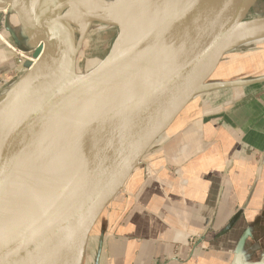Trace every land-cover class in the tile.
Instances as JSON below:
<instances>
[{"label":"water","instance_id":"water-1","mask_svg":"<svg viewBox=\"0 0 264 264\" xmlns=\"http://www.w3.org/2000/svg\"><path fill=\"white\" fill-rule=\"evenodd\" d=\"M254 3L149 0L142 33L134 44L119 47L120 28L103 19L91 18L90 27L77 33L62 9L45 13L44 0H0L36 60L23 63L29 71L12 87L26 95L28 108L14 138L0 148V264L85 263L145 161L206 95L238 85L221 79L244 43L264 38V15L248 16ZM96 28L116 34L97 64L96 111L87 119L92 130L74 147L81 115L78 50ZM74 189L80 200L67 207L66 194ZM257 264H264V256Z\"/></svg>","mask_w":264,"mask_h":264},{"label":"crops","instance_id":"crops-1","mask_svg":"<svg viewBox=\"0 0 264 264\" xmlns=\"http://www.w3.org/2000/svg\"><path fill=\"white\" fill-rule=\"evenodd\" d=\"M7 15L5 32L23 50L14 40H25L14 36ZM4 45L0 73L14 67ZM245 58L232 57L225 72L242 65L221 79L238 85L206 95L132 177L84 264H257L263 258L264 82L248 81L264 77V67Z\"/></svg>","mask_w":264,"mask_h":264},{"label":"rangeland","instance_id":"rangeland-1","mask_svg":"<svg viewBox=\"0 0 264 264\" xmlns=\"http://www.w3.org/2000/svg\"><path fill=\"white\" fill-rule=\"evenodd\" d=\"M102 1L103 0L96 1L97 4L96 6H98V8L100 6V3H102ZM137 1L138 0L130 1L128 2L129 4L126 2H121L118 3L117 6L111 7V9L110 8L109 9L104 8L102 10L100 9V12L96 13V15L94 16V18L103 19L104 21L111 24H115L120 28V36L118 40L119 47H128L129 45H131L132 41L142 33V28H144L146 24L149 22V20H147V17H145L143 22H142V17L140 19L141 21L138 20V17L136 15L137 14L136 12L138 11L136 10L138 8L136 7L138 6ZM115 9L118 10V13ZM145 12L146 11H144V13ZM6 14H8L6 10L5 11L0 10V45L3 46L4 45L3 43H5V45L7 46L6 47L4 45L6 51L10 52L11 61L14 64V67L11 70L6 71L5 73H0V99L5 97V95L9 92V90L13 87V85H15L25 74L28 73L29 70L28 68L23 67V63L26 61H30L32 59L31 57L32 50L29 48L26 42L20 44V47L23 50L17 49V47L12 44L11 37L13 36L12 35L9 36L10 34L5 32L3 26L5 19L4 17H6ZM103 14H105L106 16H103ZM261 15H264V0H255L253 6H251L249 9L248 16L255 17ZM7 21L9 24V28H11L16 33L17 36L23 38L20 29L14 23L13 17H11L10 14L7 15ZM115 34L116 31L114 29L96 28L94 30L87 32V34L85 35V39L80 47V51L76 62L77 71H78L77 74L79 75L81 81H85L86 88L84 91L87 99L91 100L93 102V105L96 103V84L99 78L97 74L98 73L97 64L107 54L112 44V41L115 37ZM234 54H235L234 57H241V59L243 57L244 58L248 57L245 59L246 60L249 59L248 61L254 60L256 61V63H259L261 66L264 67V42L242 46ZM241 63L242 62H238L235 64L232 63L226 70L225 76L227 75L228 72H231L234 66H241L242 65ZM92 108L93 109L89 112L88 117L92 111L93 112L96 111L95 105L92 106ZM86 124L89 125L87 120H86ZM89 126L90 129H92V124H90ZM90 131L87 132V135L90 133Z\"/></svg>","mask_w":264,"mask_h":264},{"label":"bare ground","instance_id":"bare-ground-1","mask_svg":"<svg viewBox=\"0 0 264 264\" xmlns=\"http://www.w3.org/2000/svg\"><path fill=\"white\" fill-rule=\"evenodd\" d=\"M96 1L97 0H44L45 4L43 7V11L45 13H51V12L53 13V12H55V10L57 11L58 9H62L63 20L65 22H67L69 25H71L77 33H83L90 26L89 20L91 18H94L96 13L100 12V9L101 10L104 8H108V9L110 8L111 9V7L117 6L118 3H121V2L128 3V2L133 1V0H103L102 3H100L99 8H98V6H96L97 5ZM124 5H125V3H124ZM137 5L138 6H136V7H138V8L137 9L135 8V9L138 11L137 12L134 11V12L137 13L136 15L138 17V20L141 21L140 20L141 17H142V22L145 19V17H147V20H149V16H148L149 11H150L149 0H138ZM51 8H53L54 10L52 11ZM158 9L160 12L164 11L162 5L159 6ZM3 10L5 11L6 9H3ZM116 11L118 13V10H116ZM144 11H146V12L144 13ZM142 14H143V16H142ZM103 16H106V15L103 14ZM118 16H119V14H118ZM9 29L16 35V33L11 28H9ZM126 30H127V28H126ZM21 34H22V32H21ZM22 36H23V34H22ZM23 38H24V36H23ZM136 38L132 41V44H134V42L136 41ZM261 42H264V38L253 40L250 42H246L242 46H247L250 44L261 43ZM129 43H131V42H129ZM79 51H80V48L78 50V53H79ZM29 62H32L31 65H34L36 63V60H31ZM19 83H18V85H19ZM78 83H79V91H80V102H81V111L80 112H81V115H80V122H79L77 129H76V132H75L74 147H78L85 140V138L88 136L87 132L92 130V129H90V126H89L90 124L89 125L86 124V120H87L89 112L94 108V107L92 108V106L95 105V104L93 105V102L91 100L87 99L85 91H84L86 88L85 81H81L79 76H78ZM16 87L14 89L11 88V90H9V92L5 95L4 98L0 99V148H1V146L8 144L10 141L9 139L14 138V136L16 135L17 125H19L20 121H21L22 113H24V111L28 108L26 106L28 103L27 102L28 99L26 98V95H24L23 92H21V93L17 92V89L19 87H17V88ZM4 139H5L6 143H3ZM80 193L81 192L77 191V189L68 191L66 194L65 205L67 207H70L72 205L77 204L80 200ZM4 244L5 243L3 241H1L0 247L3 246ZM33 251H35V250H33ZM35 253H34V256L31 257L32 259L34 257L38 256V254H39V253H36V254ZM30 262H25L24 264H29Z\"/></svg>","mask_w":264,"mask_h":264},{"label":"built area","instance_id":"built-area-1","mask_svg":"<svg viewBox=\"0 0 264 264\" xmlns=\"http://www.w3.org/2000/svg\"><path fill=\"white\" fill-rule=\"evenodd\" d=\"M32 60V59H31ZM30 60V61H31ZM32 63V62H31ZM189 242H190V244H192L193 243V239H189Z\"/></svg>","mask_w":264,"mask_h":264}]
</instances>
